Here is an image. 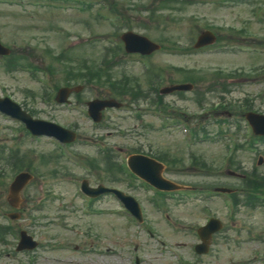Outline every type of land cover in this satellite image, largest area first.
Returning <instances> with one entry per match:
<instances>
[{
	"label": "rangeland",
	"instance_id": "obj_1",
	"mask_svg": "<svg viewBox=\"0 0 264 264\" xmlns=\"http://www.w3.org/2000/svg\"><path fill=\"white\" fill-rule=\"evenodd\" d=\"M260 1L263 2L264 0ZM114 2L116 10L121 14L123 12L129 20V26L123 27L122 30H115L109 21H100L99 17H96L94 10L91 12H80L28 9L26 12H20L16 7L0 4V38L10 46L13 56L19 57L24 55L27 60H31L33 63L43 67L51 63V58L43 55L42 47L50 46L54 50V54H58L59 49L63 50L70 43H78L75 52L78 55H85L83 43L86 41H83V38L91 36L92 46L90 47V44L85 45L87 48L90 47L88 55L85 58V61L90 64L92 60L96 59L91 57L94 54L93 52L97 51L101 54V51L107 46L105 42H100L98 38H94L102 33H120L130 29L143 32L152 38L160 39V37H166L167 39L176 40L180 46L185 42L184 34L187 33V14L193 13L197 16L199 15L204 23L213 22L209 18H217L215 15L222 13H231L232 17H235L237 25L243 24L250 19L244 4H238L237 7L231 10H219L211 6L189 4L184 7L181 6L177 10L165 9L158 11L155 18H150L146 9L152 5L162 4L163 0H152V2L151 0H114ZM50 22L54 24L53 28H48V23ZM57 31L58 33H56ZM258 31H260V28ZM62 35L65 38L61 39ZM166 50L163 49L153 57L156 68L161 69L168 65L184 64L185 59L184 57H180L179 53L168 52ZM235 54L234 66L237 74L250 76V62L244 59L246 55L238 52ZM75 56L76 54H72L70 56L72 61L67 64L63 63V65L71 64L76 66L81 60L75 58ZM201 56L195 55L191 57L190 63L202 67H213L217 62L225 63L226 66L229 65V63L222 61L219 54L210 55L209 57ZM119 62L121 63L112 69L113 76L117 79L123 76L135 77L145 90L147 77H145L142 67L138 63H123L121 59ZM53 67L58 70L55 80L61 83L60 79L64 76V70L57 62L53 63ZM0 82L6 84L10 93L19 100L26 98L28 90L38 92L39 88L37 83L30 79L27 74L20 72L8 74L4 69H0ZM164 82L165 79L161 81V83ZM197 90L198 86L196 85L195 92ZM254 90L255 88L239 87L237 81L234 80L228 101L231 102L233 107H237L243 104L244 100L250 96L248 92L251 93ZM82 92H84V96L86 97H90L91 95L108 97L112 95L109 88L89 85L88 83L85 84ZM215 95V92L208 93V100L215 99ZM172 98L184 106L190 108L194 106L190 94H186L184 99L177 100L175 96H172ZM147 101L142 100L138 104H146ZM260 104L264 107V101H260ZM57 113L59 116L53 112L58 120L65 125L72 126L74 121L78 124L80 129L79 137L95 134L103 135L101 128L92 127L87 119L81 118L75 113H63L59 111ZM107 120L113 122L108 129L115 127V124H117L119 129V132H116L114 137L107 139L112 145H124L126 143L132 150L148 153L162 152L168 149L173 151L174 146L178 150L177 153L185 158L186 152L180 144V136L175 133L169 136L165 131H157L155 127L152 130H147L145 125L147 121L144 120L139 130L122 139L119 137L121 136L120 131L130 129L131 124L134 122L133 118H129L128 114L124 112L110 111L107 115ZM9 142L10 132L7 129H3L0 123V145ZM40 145H29L25 146L24 149L22 145L19 148L20 154L22 152L24 155L32 156L33 166H36L42 172L35 173L33 181L29 183L27 189L23 192L22 204L19 209L22 219L18 221V227L24 228H28L35 223L34 227L29 229L35 233V237L38 240H43L41 239L43 236L42 231L47 230L50 233L54 232V239H56L55 235L58 234L62 242L82 244L83 251H81L78 257L90 255L98 257L106 264H132L129 240L134 235L139 244L138 255L142 257V260L139 259L138 264H176L170 253L166 249L161 248L163 243L161 244L158 240L159 238L169 239L171 243H177L182 252L195 256L189 250L190 244L194 242V237L190 234L188 225L203 223L206 213L201 212L200 209L204 205L205 207H210L211 212L215 213L223 221L224 230L216 237L212 247V254L204 257L203 264H264L259 263L256 258H253V252L256 249L264 250V238H259L264 235L263 206L247 208L244 205H240L237 208L235 217L230 218L220 197L215 196L209 199H195L196 197H185L183 199L170 198L166 201L167 209H158L150 201V192L137 190L134 193L146 203L148 220L158 230L155 237L150 238L144 231H137L131 223L127 220L124 221L122 218L83 215L78 209L80 199L74 195L75 185L62 178V175L66 172H72L70 170L71 167L59 157L57 158V153L50 151L49 148L45 149V147L50 146ZM260 145L264 146L263 144ZM26 148L31 149L27 152ZM75 148L92 158H101L98 154L95 157L96 149L94 147L84 145L81 140L75 143ZM199 148L205 151V159L209 165L218 166L220 156L216 155L217 151L222 154L219 145L205 143L200 145ZM44 150L49 151L45 156L42 154ZM256 160L257 156L254 155L239 153L236 156V162L238 161L245 170L254 168ZM5 165L6 163L0 160V168L3 169ZM214 169V175L196 173L187 181L195 184L193 186L198 188H211L216 185L236 188L238 184H241L238 179L226 176L220 170V167ZM53 170H56L57 174H54ZM257 170L263 172L264 165H260ZM99 175L105 176L102 171H99ZM87 178L92 183L99 180L97 175ZM8 179L9 177L7 179L5 177L4 183L0 186V208L2 209L9 207L5 200L8 191ZM105 181L110 182V180ZM42 193L44 194L42 195ZM60 205L64 207L60 208ZM97 205L114 207L115 203L106 200L97 203ZM37 208H40V211H37ZM30 213L37 215V222L31 221ZM58 216L64 217L62 222L65 228L62 230L52 225L54 220H58ZM172 221H175V225ZM3 222L4 220L0 219V224H4ZM46 222L50 224L45 226ZM178 223L179 225H177ZM74 230H82V234L75 235L73 234ZM87 233L89 234L87 235ZM253 235L256 236L255 240L251 239ZM7 238H9L11 244L1 245L0 242V251L10 247L12 249L15 237L14 235H8ZM87 247L99 249L98 253L85 252ZM118 251H121L124 258L117 256ZM6 256L5 251H3L0 261L8 259Z\"/></svg>",
	"mask_w": 264,
	"mask_h": 264
}]
</instances>
